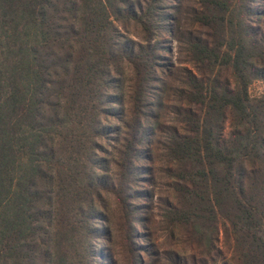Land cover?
<instances>
[{
	"label": "trees",
	"instance_id": "1",
	"mask_svg": "<svg viewBox=\"0 0 264 264\" xmlns=\"http://www.w3.org/2000/svg\"><path fill=\"white\" fill-rule=\"evenodd\" d=\"M256 80L258 0H0V264H264Z\"/></svg>",
	"mask_w": 264,
	"mask_h": 264
},
{
	"label": "rangeland",
	"instance_id": "2",
	"mask_svg": "<svg viewBox=\"0 0 264 264\" xmlns=\"http://www.w3.org/2000/svg\"><path fill=\"white\" fill-rule=\"evenodd\" d=\"M260 3H264V0H258ZM169 38V37H168ZM171 42V47L173 49V53H175V50H176V42L175 41H170ZM170 44V43H169ZM165 55H168L167 52H165ZM263 82L261 80H256L254 81L250 87H249V90H250V93L252 95H256V94H259L262 89H263ZM165 100H168V98ZM166 116V115H165ZM168 120V117L166 116V119H165V123L168 124L169 122H167ZM145 123L147 124L148 126V129L149 131L151 132L154 128H153V125H152V122L150 120V118H147L145 120ZM148 131V132H149ZM149 138V137H148ZM144 147V146H143ZM142 198H136L134 200V205L136 208L135 211H134V217L136 219H140L141 222H139V220L137 221H134L132 226H133V237L135 240H138L142 246L145 245V241H144V234L146 232V229L143 228V223L145 225V217H147V214L144 213V206H142ZM153 222H150L149 224V228H150V233H151V243L155 244L157 247V249H159V251H164V248L167 247V238H164L165 237V230H164V227L160 224V222H158V211H157V216H153ZM141 239V240H140ZM118 245V241H116L114 244H113V248H116ZM152 247V246H151ZM144 247H141L139 250H141V253L140 255L143 256V257H146V253L143 249ZM153 248V247H152ZM118 252V251H117ZM223 252L225 253V249H223ZM154 256V252H152L150 254V257H153ZM151 259V258H150ZM122 262V261H121Z\"/></svg>",
	"mask_w": 264,
	"mask_h": 264
}]
</instances>
